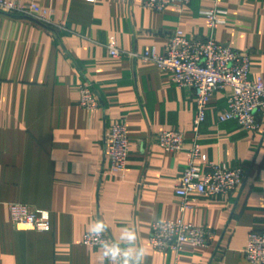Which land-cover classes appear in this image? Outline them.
Here are the masks:
<instances>
[{"label":"crops","instance_id":"1","mask_svg":"<svg viewBox=\"0 0 264 264\" xmlns=\"http://www.w3.org/2000/svg\"><path fill=\"white\" fill-rule=\"evenodd\" d=\"M53 12L68 31L54 33L25 18L0 12V264H109L98 247L83 243L90 224L102 219L119 241L132 228L143 264H252L244 249L251 232H264V112L260 128L220 121L225 93L210 100L201 144L209 162L244 168L240 188L227 198L192 193L182 212L176 186L189 160L196 112L194 93L179 88L153 62L108 55L114 39L128 51L163 52L176 30L214 37L253 61L264 79V0H193L163 12L139 0H21ZM219 7L227 23L212 30L201 12ZM91 83L96 110L80 105V86ZM124 119L130 140L127 169L108 175L107 134ZM185 133V148L169 152L158 135ZM51 214V230H20L10 205ZM158 220H184L215 232L209 247L185 244L159 252L150 242ZM124 246V245H122Z\"/></svg>","mask_w":264,"mask_h":264},{"label":"built area","instance_id":"2","mask_svg":"<svg viewBox=\"0 0 264 264\" xmlns=\"http://www.w3.org/2000/svg\"><path fill=\"white\" fill-rule=\"evenodd\" d=\"M193 0H139L143 10L163 12L170 6L184 8ZM218 3L223 0H216ZM0 12L39 23L54 33L68 31L64 23L53 19V12L40 11L35 3L21 0H0ZM201 14L209 21L212 30L227 23L226 12L215 7L203 10ZM107 53L113 58H127L135 63H155L160 70L170 74L172 82L179 88L191 89L194 93L196 112L193 123V138L189 148L190 157L179 178L176 194L181 199L180 210L184 213L191 208L192 193L206 198H227L243 183L244 168L228 167L209 162L201 144L202 127L207 119L211 98L219 91L225 93L227 108L219 117L220 121L235 120L245 130L260 128L258 115L264 112V79L253 77V61L248 51H240L214 37L199 38L188 36L176 29L169 37L163 52L155 47L142 51H128L121 48L114 39L106 44ZM80 105L86 110H96L100 98L93 84H82ZM184 132L166 130L158 135L161 147L169 152H179L185 147ZM109 156L108 175L118 176L128 167L130 140L127 123L117 119L110 124L107 134ZM11 217L20 230H51V214L46 210L22 203L10 205ZM105 239L115 241L107 231ZM215 239V232L205 226H195L184 220H158L153 222L150 242L159 252H176L180 255L185 244L209 247ZM83 243L100 248L90 239L88 232ZM252 264H264V232H251L244 249ZM107 261V260H106ZM108 262V261H107Z\"/></svg>","mask_w":264,"mask_h":264},{"label":"clouds","instance_id":"3","mask_svg":"<svg viewBox=\"0 0 264 264\" xmlns=\"http://www.w3.org/2000/svg\"><path fill=\"white\" fill-rule=\"evenodd\" d=\"M107 231L108 226L102 219L94 220L88 228L90 239L99 244L102 256L109 264H143L144 249L136 246L137 234L134 229L123 228L119 241L105 239Z\"/></svg>","mask_w":264,"mask_h":264}]
</instances>
